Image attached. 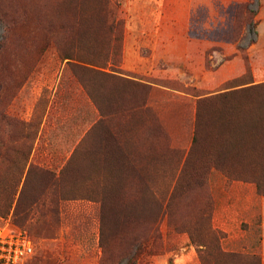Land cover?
I'll list each match as a JSON object with an SVG mask.
<instances>
[{"label": "rangeland", "instance_id": "1", "mask_svg": "<svg viewBox=\"0 0 264 264\" xmlns=\"http://www.w3.org/2000/svg\"><path fill=\"white\" fill-rule=\"evenodd\" d=\"M113 20L122 22L123 37L117 50L119 30H109ZM250 20L256 22L257 34L249 28ZM251 39H255L253 44ZM238 45L246 48L238 50ZM66 54L73 55L71 62ZM77 59L96 68L103 66L99 69L110 74L123 72L147 88L127 95L118 82L95 74L93 68L81 70ZM75 71L83 75L104 112L146 101L147 110L130 117L133 137H128L127 149L137 154L136 162L143 166L144 178L151 180L155 191L164 192L171 182L172 188L175 185L192 145L198 99L192 93L211 95L264 82V0H0V111L26 123L20 132L29 137L25 146L32 152L31 161L57 176L77 151L64 177L66 185L62 183L60 192L56 188L46 194L47 199L60 200L58 218H47L52 231L49 237L32 236L14 222L13 212L0 214V222L8 221L33 239L35 252L27 264H99L102 256L101 203L89 196L79 198L84 194L78 192L106 189L99 177L102 181L110 177V161H96L97 173L94 159L85 158L96 152L100 159L97 153L104 144V126L92 131L100 113ZM254 99L261 105L264 97ZM237 113L212 111L207 115L211 136L199 141L195 166L207 160V145L212 144L214 157L207 177L214 203L212 224L223 236L221 244L228 236L221 227L231 229L232 241L241 250L236 252L260 259L252 251L261 239L259 200L264 195V167L249 162V157L245 161L241 155L250 150L241 153L237 146H231L228 157L216 156L215 146L222 143L217 138L222 133L218 118L230 119ZM157 124L169 135L168 148L147 135ZM1 130L6 138L17 129L3 125ZM132 177L133 182L141 178L136 173ZM47 181V173L33 171L26 200ZM62 196L67 199H59ZM146 196L149 199L150 193ZM189 200H180V213H189ZM160 228L165 244L144 264H183L191 245L202 264L188 232L171 230L167 215L161 218ZM195 233L197 239L211 240L203 227Z\"/></svg>", "mask_w": 264, "mask_h": 264}, {"label": "trees", "instance_id": "2", "mask_svg": "<svg viewBox=\"0 0 264 264\" xmlns=\"http://www.w3.org/2000/svg\"><path fill=\"white\" fill-rule=\"evenodd\" d=\"M248 25L257 34L256 22L250 20ZM113 27L119 30L115 37L116 43L114 46V50H117L121 47L123 37L122 22L113 20L109 24V30ZM250 42L253 44L255 39H251ZM237 48L238 50H244L246 47L238 45ZM72 56V54H66L65 59L71 62L73 60ZM244 58L247 59L246 56ZM79 63H82V65H79L81 70L89 71L88 68H93L95 74L110 78L114 81V84L118 82L127 95H133L136 89L147 88L146 83L125 76L123 72L114 71L117 74H110L99 69L105 68L103 66L97 68L96 65L89 66V64H84L83 60H80ZM75 73L87 89L100 113L99 119L92 127V131L104 126V144L97 153L100 159H96V152H90L85 158L94 159L92 164L96 166L97 173L100 172V168L97 166L96 161H110V165L107 166L110 177L105 181H102L99 177V182L107 185L106 189L100 190V188L91 187L87 191L78 192V194H84L79 198L89 196L90 198H97V201L101 203L100 241L102 256L99 264L147 263L149 257L159 252L165 244V237L160 228V220L164 215L168 217L171 230L189 233L191 240L196 243L200 252L199 256L202 264H245L250 260L257 261L260 264V259L254 255L224 250L221 244L223 236L212 224L214 203L208 188L207 178L212 163L211 158L214 157L210 153L212 144L207 145L208 158L206 156L207 160L199 167L195 166V149L201 138L211 136L210 130L207 129L209 128L207 115L212 111L225 113L228 110H233V112L238 113L231 116L230 119L218 118V130H221L222 133L217 135V138H221L222 143H220V147L215 146L216 156L218 158L228 157L231 155L229 152L231 146H237L235 148H239L241 153L243 150H250L241 155L245 161L249 157L251 158L249 162L252 161L251 163L260 164V167H264V139L262 141L257 140L254 143L256 138H264V100L262 99L261 108L259 98L258 101L254 99L257 96L264 97V82L248 88L225 90L211 95H202L195 91L192 93L193 96L198 98L192 145L173 188L171 182L164 192L157 188L158 192L153 188L151 180L144 178L146 173L140 162H136L138 159L137 154L127 149L128 137L130 135L133 137V134H131L132 128L129 124L130 117L134 113L140 115L139 111L147 110V107H145L146 101L139 103L137 100L138 103L135 102V105H120L117 110L112 109L104 112L91 93L88 83L82 77L83 75H80V72L75 71ZM252 89L255 92H252ZM257 89L260 91L259 95L256 93ZM243 98H249V101H243ZM116 117L119 119L118 124H115L117 119L114 118ZM109 118L111 119V125L106 123ZM113 120H115V123H112ZM155 121L157 120L155 119L153 122ZM3 125L17 130L10 132L8 137L4 138V133L1 130ZM25 126L26 123L23 120L0 111V214L9 215L13 212L14 222L18 226L27 228L32 236L36 238L49 237L48 235L52 231L47 218L58 216L57 205L60 200L47 199L46 194L51 189L56 188L60 192L62 183L66 185L64 177L70 171L69 166L77 158V151L72 154L68 163L61 168L60 174L57 176L50 168H45L31 161L32 152L26 149L25 146V140H28L29 137L24 132H20V129ZM123 135L126 136L123 137ZM147 135L157 145L168 148L170 138L160 124L152 128ZM229 139L232 140L229 141ZM248 139H251V145L247 142ZM147 141L146 138L144 142ZM150 153L151 155L147 154L152 157L153 153ZM180 164L177 165V170H179ZM33 171L47 173L48 181L35 195L26 200V191ZM134 173L141 177L135 182L132 179ZM175 173L174 176L176 177L177 171ZM82 176L84 177L83 173ZM185 176H188V180L185 179ZM257 189L259 190L260 187L258 186ZM107 191L116 192V194H109ZM147 193H150L149 199L146 196ZM183 197L190 199L187 204L190 211L187 215L180 213V200ZM59 199L67 198L62 196ZM111 223H115V226L112 227ZM199 227H203L209 233L211 236L210 241L197 239L198 233L196 234L195 231Z\"/></svg>", "mask_w": 264, "mask_h": 264}, {"label": "built area", "instance_id": "3", "mask_svg": "<svg viewBox=\"0 0 264 264\" xmlns=\"http://www.w3.org/2000/svg\"><path fill=\"white\" fill-rule=\"evenodd\" d=\"M34 252L35 243L25 230L0 222V264H27Z\"/></svg>", "mask_w": 264, "mask_h": 264}, {"label": "crops", "instance_id": "4", "mask_svg": "<svg viewBox=\"0 0 264 264\" xmlns=\"http://www.w3.org/2000/svg\"><path fill=\"white\" fill-rule=\"evenodd\" d=\"M260 61H261V59L258 61V65H260ZM262 79L264 80V78H262ZM236 212L239 213L238 210H236ZM259 216H260L261 239H260L258 246H256L254 248V250L252 251V254L259 255L260 256V264H264V195H261L260 200H259ZM240 222L242 223L241 220H240ZM237 225L239 226V223ZM216 227H217V225H216ZM218 228H219V226H218ZM221 229L224 230L226 233H228V236L226 238L224 237V240L222 241V246H223L224 250L241 251L238 248L239 245L232 241L233 235L230 234L231 229H228V228L225 229L222 227H221ZM241 249H245V248L242 246ZM247 252H249V251L247 250ZM184 256L187 257V260L183 264H201L200 261L198 260V258L196 257V249L192 245L190 246L188 253L184 254ZM155 264H171V263H168L167 261L165 263L162 261H156ZM173 264H178V263L176 262Z\"/></svg>", "mask_w": 264, "mask_h": 264}]
</instances>
